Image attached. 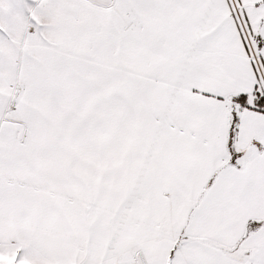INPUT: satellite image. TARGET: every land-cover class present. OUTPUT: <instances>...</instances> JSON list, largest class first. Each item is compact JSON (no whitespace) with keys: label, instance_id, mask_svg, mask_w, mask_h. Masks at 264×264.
<instances>
[{"label":"snow or ice","instance_id":"snow-or-ice-1","mask_svg":"<svg viewBox=\"0 0 264 264\" xmlns=\"http://www.w3.org/2000/svg\"><path fill=\"white\" fill-rule=\"evenodd\" d=\"M0 264H264V0H0Z\"/></svg>","mask_w":264,"mask_h":264}]
</instances>
